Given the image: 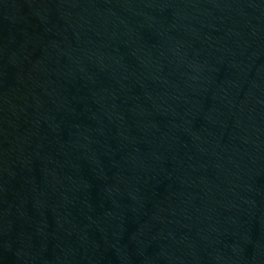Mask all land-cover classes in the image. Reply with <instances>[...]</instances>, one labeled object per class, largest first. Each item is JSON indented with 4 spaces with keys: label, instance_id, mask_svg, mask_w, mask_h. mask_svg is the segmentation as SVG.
<instances>
[{
    "label": "water",
    "instance_id": "1",
    "mask_svg": "<svg viewBox=\"0 0 264 264\" xmlns=\"http://www.w3.org/2000/svg\"><path fill=\"white\" fill-rule=\"evenodd\" d=\"M0 264H264V0H0Z\"/></svg>",
    "mask_w": 264,
    "mask_h": 264
}]
</instances>
